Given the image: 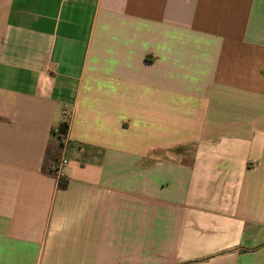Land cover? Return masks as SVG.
<instances>
[{
	"label": "crops",
	"instance_id": "0c3cea01",
	"mask_svg": "<svg viewBox=\"0 0 264 264\" xmlns=\"http://www.w3.org/2000/svg\"><path fill=\"white\" fill-rule=\"evenodd\" d=\"M0 264H264V0H0Z\"/></svg>",
	"mask_w": 264,
	"mask_h": 264
},
{
	"label": "trees",
	"instance_id": "16d2710c",
	"mask_svg": "<svg viewBox=\"0 0 264 264\" xmlns=\"http://www.w3.org/2000/svg\"><path fill=\"white\" fill-rule=\"evenodd\" d=\"M68 128L67 122L60 123L57 128L52 130L53 133H58L59 142L58 144H50L48 146L46 156L44 159L43 171L47 174L55 175L56 167L58 166L62 157V148L64 144V137ZM59 187L65 188L67 186V180L64 178L59 179Z\"/></svg>",
	"mask_w": 264,
	"mask_h": 264
},
{
	"label": "built area",
	"instance_id": "2783aa9c",
	"mask_svg": "<svg viewBox=\"0 0 264 264\" xmlns=\"http://www.w3.org/2000/svg\"><path fill=\"white\" fill-rule=\"evenodd\" d=\"M66 164H67V160H66V158L64 156H62L58 166L55 168L56 169V173H57V175L59 177H60V175L62 173L63 168L66 166Z\"/></svg>",
	"mask_w": 264,
	"mask_h": 264
}]
</instances>
